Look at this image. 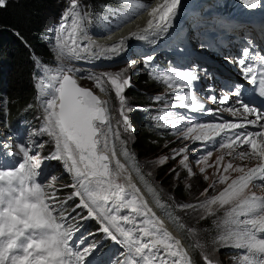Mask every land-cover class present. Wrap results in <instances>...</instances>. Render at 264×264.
Listing matches in <instances>:
<instances>
[{
    "label": "snow or ice",
    "instance_id": "6c2138e0",
    "mask_svg": "<svg viewBox=\"0 0 264 264\" xmlns=\"http://www.w3.org/2000/svg\"><path fill=\"white\" fill-rule=\"evenodd\" d=\"M180 0H163V3L152 8L147 27L140 33H132L136 39H147L148 34L161 35L171 27L176 16ZM247 8H256L261 0H242ZM6 5V0H0V7ZM71 18V23H69ZM86 16L79 11L77 0H70L69 7L61 17V23L56 29V59H86L83 53L93 58H111L124 50L125 39L104 47L89 41L83 26ZM18 35V34H17ZM96 48L97 51H93ZM244 59H240L241 71L252 84L259 83L260 95L264 96V56L251 57L249 50L243 51ZM152 56L145 57V63L150 62ZM246 59H256L260 67L246 64ZM43 75L38 78L36 88L38 98L43 109V123L38 132L29 137L32 147L19 146L22 161L14 166H0V264H83L90 248L74 251L70 245L74 229L65 227L67 220L62 206L68 200L78 197L77 208L87 210L83 219H95L100 225V231L107 238L123 246L126 251L124 259L119 264H193L192 258L181 245V242L171 235L147 201L140 195V190L131 184V177H124L127 184L120 183L124 166L116 161V170L112 168L114 149L109 154L108 137L112 133L109 112V101L102 100L91 89L80 86L76 78L78 70L66 67L60 63L56 68L40 64ZM260 79L257 81V75ZM154 79L165 83L170 89L176 90L175 82L181 81L183 87L191 86V81L197 79L194 71H178L171 69L163 73H154ZM94 82L95 87L107 94L109 87L115 92L119 102V116L124 131H131V124L127 118V107L124 96L126 87H130V78H125L123 72L89 73L82 77ZM240 97V89L233 93ZM182 107L192 111L203 110V105L189 92L188 95L178 96ZM157 100L162 97H156ZM215 101V97H212ZM229 95L224 94L221 103L227 101ZM243 109V114L255 115L254 120L245 122L220 124H191L184 133V138L207 141L213 139L209 132L220 136L221 132L232 129H245L247 125L259 127L256 132H234L232 136L225 135L221 148L230 149L227 153L232 156L236 147L247 146L250 150L236 153V157L256 158L260 161L255 167L247 171L243 167H234L231 162L224 166V173L229 170L242 173L229 183V176L221 174L215 184H226L217 195L210 197L197 205H183L181 207L205 209L209 215L214 214L213 205L225 208L223 221L224 232L218 237L225 246L240 250L237 264H264V196L255 192H247L249 185L264 188V113H259L255 107H250L240 99L236 100ZM233 115L239 112L232 108L226 109ZM179 119H184L180 117ZM176 125H173L175 127ZM195 133V135H193ZM50 137L54 150L45 157L38 152L30 154L32 148L41 149L44 144L32 140V136ZM119 138V131L115 133ZM182 148L176 155L186 152ZM208 156L202 158L206 167ZM175 158V157H173ZM167 157L159 163H164ZM46 160H56L63 163L65 170L73 177V183L66 185L73 192L64 201L60 202L61 210L55 206L58 201V189L55 176L47 182H41L38 177L43 175L41 165ZM187 156L181 161L185 167ZM223 156L217 158V165ZM190 174H191V170ZM201 172L205 168L200 169ZM219 171V168H218ZM205 179H208L206 176ZM128 189H131L129 191ZM150 191H152L150 189ZM208 189L204 190L207 193ZM128 214L122 215V211ZM138 218H142L139 219ZM127 225V227H126ZM204 264H219L208 255L202 256Z\"/></svg>",
    "mask_w": 264,
    "mask_h": 264
},
{
    "label": "rangeland",
    "instance_id": "374dc122",
    "mask_svg": "<svg viewBox=\"0 0 264 264\" xmlns=\"http://www.w3.org/2000/svg\"><path fill=\"white\" fill-rule=\"evenodd\" d=\"M69 2H70V0H64V5L59 10L57 18L61 17L63 15V13L65 12V10L69 7ZM77 2L79 4V11H80L81 15L86 16V19L83 21V26L85 28V31L87 33L88 38L91 37L88 35H90L92 33H94V34H97V33L98 34H105L108 31H110L109 29L117 28L123 22L126 21V18L129 16V13L137 14L139 11H141L145 7V5H143L138 0H100L99 2H97L96 8H94L90 5V9H89V6L87 3H86V5L83 4V2H85V0H77ZM50 20H52V19H50ZM47 21H48V24H46L45 28L40 33V37H41V40H43L44 42L47 43V45L50 47V49L53 53L52 63L48 67L56 68V67H58V65L60 63H63L66 67H71V68L76 69V70H78V69L86 70L87 72H83V73H80L79 70L76 72V76H77L76 78L78 80H81V78L83 76L86 77L89 73H94V74L99 75L101 73L123 72L125 77H127L130 74L135 73L133 70L135 65H133L131 63L132 58L128 57V55H130V53L132 51L127 53L126 59L122 60L121 59L122 57H120L119 63H115V64L110 65V66L100 65V66H95V67L91 68V67H85L83 65H77V64L73 63L72 60H75V59L57 60L56 59V29H57L56 23L57 22L54 21L52 23H49V17L46 19V22ZM125 25H122L120 27L122 28ZM160 41H162L161 43L165 42L162 39H160ZM163 50H166V48H163ZM88 58L91 59V57H88ZM82 60H84V59H82ZM103 62H108V61L106 60ZM85 63H87V62H85ZM42 75H43V72H42L41 68L37 66L36 71L34 72V75H33L35 87H36L38 78L41 77ZM79 82L80 81H78V83ZM79 84H81L82 86L89 87L93 92H94V90L97 91L101 95L103 100L109 101V111H110V114L112 117V119H111L112 133L108 137V146H109V150H110L109 154L111 153V150L114 149L115 154H117L120 158L119 163L124 166V171L122 172L120 180H119L120 183H126L127 182L124 179V177H128V175L126 174V165H128V166H129V164L133 165V163H134L133 158H137L138 160L139 159L141 160L143 169L147 172V174H149L152 177H155L153 179L157 178L156 182L159 181L160 184H162L164 182V184H166V185L167 184L173 185L174 187H168V188H170L171 192H172V190H174L178 194L179 193V191L177 190L178 187H180L182 185H184L185 187H188L189 195H186V198H185L187 200H189L190 198H193L194 195H196V194L199 195V194L204 193V190L206 189V187L205 188H200V187L205 186V185H207V186L212 185L214 182V181L212 182V178L216 177V174H219V175L228 174V173H224V171H223V169H224L223 166L226 165L227 163H229L228 161H225L226 158L223 155H217L216 160L213 158H211L210 160L208 159L207 164L212 165L211 167H206L205 164H203V165L193 164V162H191L190 157H188L187 160L185 161V163L187 164V167H185L183 164H181V161L185 157V153L181 154V155H176V153H173L171 155L172 157H170V155L168 157L167 155L162 154V152L160 150H158L157 152H152V153H150L149 151H146V152L140 151V153L135 152L133 147H129L126 144H132L133 141L139 139V133H138L137 129L134 128L133 122L131 125L132 126V132L129 131V132L124 133L122 123H118V121L121 120L120 116L118 115L119 116L118 118L115 117V112L117 111L116 108H118L117 105L119 103L116 96H115L116 101L111 102L109 99L110 97L105 93H101L95 87L93 81H91V85L86 83V82H82V81ZM108 87H109V90H111V87L110 86H108ZM36 91H37L38 109H39L40 115L42 117L41 121L38 124V129H40L42 126V123H43V109L41 107V100L38 98L39 93H38L37 88H36ZM111 92L115 95L114 91L111 90ZM124 96H125V94H124ZM128 108H130V107H128ZM25 111H26V109L22 108L20 110L18 116L14 118V119H16L17 125L22 123L24 118L26 117ZM129 112L130 111H128L127 113H129ZM128 118H129V114H128ZM0 123H1V117H0ZM117 131H119V138H117L115 136V133ZM31 134H32L31 129H29L28 131H25L23 133V140L27 143V147H32L29 144V137L31 136ZM31 138H32V140L34 139L33 136ZM111 141H112V143L110 144ZM180 149L181 148H179V150ZM179 150L177 152H179ZM36 152L39 153V150L36 148H32V152L30 154H35ZM126 156H127V162L129 164L126 162ZM221 156H223V160L220 162L219 165H217V158L221 157ZM164 157H167V159L164 160V163H162V164L159 163V161ZM173 157H175V158H173ZM123 158H125V160H123ZM112 164H113V165H111L112 168L114 170H116V163H112ZM238 164H240L239 160H237V162L234 161L233 166L236 167ZM201 168H205V171L201 172L200 171ZM218 168H219V171H218ZM131 170L135 174V177H137L138 173H139V166L135 169L131 168ZM189 170H191V174H190ZM63 172L66 174L67 181L70 184H72L73 183V177H71L72 175L65 170L62 162H61V165L59 166V173L50 172L49 178L52 176H55L58 178L57 180L60 181L61 178L59 177V174H61ZM124 174H126V175H124ZM233 175L234 174L230 175L229 177H231ZM206 176L208 177V179H205ZM161 180H162V183H161ZM218 180L219 179H215V181H218ZM67 181L66 180L64 181V185L67 184ZM140 184L143 187H145L144 189L147 192H149L150 189L154 188L153 186L156 185L155 181H152V180H148L145 183H140ZM164 184H163V186H164ZM215 186H217V187H215V188H217V192H215L212 196L217 195L221 190H223L224 187H226L225 184H220L218 182L215 184ZM215 188H210V189H215ZM170 196L171 195H169V194L167 195L168 199L161 198L160 199L161 202L164 204H167L172 209H173V206H175L176 208H180L178 210L181 211L182 218L188 216L189 219H191L193 222L195 220L196 221L198 220V222H199L198 225L201 228H204V226L210 221L207 218L208 212L205 209L200 208V207H195V208L181 207L183 205H194V204H191L190 202H186L185 204H183V203L182 204L181 203L174 204L173 199L170 198ZM212 196H209V198ZM196 205L198 206L199 204L197 203ZM212 207H213V209L218 208V206H216V205H213ZM68 225H69V222H65V226H68ZM192 227L196 231V227L195 226H192ZM190 244H191L192 251H193V254L195 257L196 264H204L203 259H202L203 255H208L210 259H212L213 261L219 262V264L222 263L221 258L215 252V249H212V251L210 250L211 251L210 252L208 248H204L195 238H190ZM211 255H212V257H211Z\"/></svg>",
    "mask_w": 264,
    "mask_h": 264
},
{
    "label": "trees",
    "instance_id": "16d2710c",
    "mask_svg": "<svg viewBox=\"0 0 264 264\" xmlns=\"http://www.w3.org/2000/svg\"><path fill=\"white\" fill-rule=\"evenodd\" d=\"M99 1L85 0L83 4L86 5L87 3L89 9L90 5L96 8V4ZM145 1L152 2L153 0ZM63 5L64 0H6V5L0 7V116L3 120L6 117V119L13 121L20 110L25 108L26 117L24 120L28 119L27 122L30 128L36 127V123L39 120V117H37L39 109L33 78L36 71L34 58L44 65L52 63L53 54L47 43L41 40L40 33L48 24V21L46 22L48 17L49 23L58 20L57 15ZM138 68L135 65L133 68L135 73L126 77L130 78L131 85L124 91L127 107L145 105L148 102L147 93L151 92L154 86L150 76L156 72V69L147 68L137 73L136 69ZM171 69H174V65H164L162 72H167ZM82 82L91 85V82L87 79H82ZM107 95L110 97L111 102L116 101L115 95L111 90L108 91ZM115 117H119L117 112H115ZM7 123L10 132L14 130L20 132L21 126L24 125L21 124L16 127L13 122L8 121ZM135 129L139 133V139L135 140L133 144L137 153H140V151L152 153L160 150L162 154L169 157V154L171 155L173 152V146L169 140L154 137L147 131L139 129L138 126H135ZM3 130V132L0 131L1 136H7L6 128H3ZM35 138L37 143L44 144V147L40 149V156H47L51 149V140L47 135L35 136ZM15 155L14 165L19 162V158L22 156L19 148L15 150ZM48 161H50L47 163L48 168L51 169L52 166L55 168L56 161ZM164 187L170 191L168 187L174 186L164 184ZM205 187L208 189L207 193L203 195L196 194L190 199L201 200L203 197H209L215 191H212L209 185L200 188ZM177 190L179 191L178 194L174 190L172 192L176 193L175 195L180 199L187 201L185 198L186 195H189L188 187L182 185ZM206 228L203 237L207 243L211 244L213 227L207 224Z\"/></svg>",
    "mask_w": 264,
    "mask_h": 264
},
{
    "label": "bare ground",
    "instance_id": "6f19581e",
    "mask_svg": "<svg viewBox=\"0 0 264 264\" xmlns=\"http://www.w3.org/2000/svg\"><path fill=\"white\" fill-rule=\"evenodd\" d=\"M161 3H163V0H153L145 8V10L143 9V11H141V13L137 14V16H135L132 20L125 22V23L120 25V26H122V25L126 24L124 27L121 28L119 26L116 28V30H114L113 32H110V34L106 33L104 35H99V36L88 35L91 37L88 39H85L81 42L82 46L87 45L89 43V41H91L95 45L110 47L111 45L119 42L121 39H125L124 50L121 51L119 53V55H113V56H111V58H103V57L93 58V57H91V59H90V58H88V57H90V56H88V54L83 53L82 55L86 56L87 57L86 59H84V60H82V59L72 60V62L77 64V65H83L85 67H95V66H100V64L104 63L103 61H106V60L108 61L110 59H118L120 57H122L121 58L122 60L126 59L128 52L132 51L130 54H132L134 52L133 49H135L134 44L136 43V40H140V39H135V37L132 36V33H140L142 29H145L147 27V22L151 18L149 16L150 11L152 10V8L156 7L158 4H161ZM213 4L216 5V9L218 11L223 10V8L221 6H219L217 3H213ZM208 7H209L208 4H202V3H200V0H180L179 6L177 8L176 16L172 20L171 24H173L175 22V20H177V18H179L180 14L183 12H185V14L187 16H193V15L200 14L201 13L200 9L203 10L204 8H208ZM246 9H247V7L244 6L241 10L244 11ZM68 22L71 23V18H69ZM151 35L152 34H148L147 37H151ZM171 36L174 37L173 34ZM140 41L145 42L146 39L140 40ZM177 42H178V35L174 40V43H177ZM93 51H97V49L93 48ZM85 62H87V63H85ZM94 92L96 93V95H98L103 100V98L101 97V95L97 91L94 90ZM110 116H111V114H110ZM111 143H112V141L110 142V144ZM119 160H120L119 156L117 154H115V157L112 158V163H116V161H119ZM126 174L128 175L127 171H126ZM126 174H124V175H126ZM130 182H131V184H134L135 187L140 190V195L143 197L144 200L147 201L148 206L155 213V209H154L153 205L146 198L145 194L143 193V191L140 188V185L133 178H131ZM127 183L128 182H126L124 184H127ZM225 186H227V185H225ZM171 235L173 237H175V239L180 241L179 237L176 236L173 232L171 233ZM181 245H182V243H181ZM189 256L192 258L190 253H189ZM192 261H193V259H192ZM193 264H194V262H193Z\"/></svg>",
    "mask_w": 264,
    "mask_h": 264
},
{
    "label": "water",
    "instance_id": "95a60500",
    "mask_svg": "<svg viewBox=\"0 0 264 264\" xmlns=\"http://www.w3.org/2000/svg\"><path fill=\"white\" fill-rule=\"evenodd\" d=\"M80 86H82V85H80ZM82 87H84V88H88V87H86V86H82ZM88 89H90V88H88ZM95 93V92H94ZM96 94V93H95Z\"/></svg>",
    "mask_w": 264,
    "mask_h": 264
}]
</instances>
